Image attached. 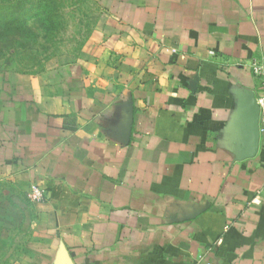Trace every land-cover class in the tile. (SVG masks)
<instances>
[{"label": "crops", "instance_id": "crops-1", "mask_svg": "<svg viewBox=\"0 0 264 264\" xmlns=\"http://www.w3.org/2000/svg\"><path fill=\"white\" fill-rule=\"evenodd\" d=\"M95 1L70 59L0 74V264H264V0Z\"/></svg>", "mask_w": 264, "mask_h": 264}, {"label": "rangeland", "instance_id": "rangeland-1", "mask_svg": "<svg viewBox=\"0 0 264 264\" xmlns=\"http://www.w3.org/2000/svg\"><path fill=\"white\" fill-rule=\"evenodd\" d=\"M98 17L95 0H0V74L70 59Z\"/></svg>", "mask_w": 264, "mask_h": 264}, {"label": "water", "instance_id": "water-1", "mask_svg": "<svg viewBox=\"0 0 264 264\" xmlns=\"http://www.w3.org/2000/svg\"><path fill=\"white\" fill-rule=\"evenodd\" d=\"M241 118L243 123V140L245 155L254 157L259 150L260 131V105L254 95L242 106Z\"/></svg>", "mask_w": 264, "mask_h": 264}, {"label": "built area", "instance_id": "built-area-1", "mask_svg": "<svg viewBox=\"0 0 264 264\" xmlns=\"http://www.w3.org/2000/svg\"><path fill=\"white\" fill-rule=\"evenodd\" d=\"M250 67L255 76L259 77L262 82V92L257 98L260 105V131L264 134V57L253 58L250 62ZM44 190L37 185L32 186L31 199L40 201L44 198Z\"/></svg>", "mask_w": 264, "mask_h": 264}, {"label": "trees", "instance_id": "trees-1", "mask_svg": "<svg viewBox=\"0 0 264 264\" xmlns=\"http://www.w3.org/2000/svg\"><path fill=\"white\" fill-rule=\"evenodd\" d=\"M41 1H45V0H41ZM49 17H51V16H48V18H49ZM18 27H19V28H22V25H19ZM22 29H24V28H22Z\"/></svg>", "mask_w": 264, "mask_h": 264}]
</instances>
